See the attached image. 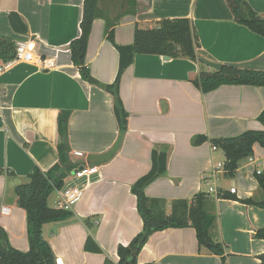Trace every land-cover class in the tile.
<instances>
[{
	"label": "crops",
	"instance_id": "1",
	"mask_svg": "<svg viewBox=\"0 0 264 264\" xmlns=\"http://www.w3.org/2000/svg\"><path fill=\"white\" fill-rule=\"evenodd\" d=\"M264 18V0H246ZM83 0H0V38L34 39L41 57L56 66L45 69L35 62H9L0 58V227L13 248L29 249L26 212L14 192L27 181L34 167L47 171L58 160L57 117L70 111L69 157L77 166L53 190L47 204L59 208L61 190L77 186L81 199L63 221L45 223L42 235L61 264H102L118 260L117 246L127 245L141 231L142 219L130 186L152 165L153 150L167 154L165 174L149 183L148 197L170 202L191 199L213 183L212 166L223 152L212 149L210 139L235 137L249 129H264L257 120L264 110V86L222 84L203 93L189 79L210 67L186 58L136 54L121 74L119 96L127 112V128L120 136L113 112V96L80 77L67 49L80 34ZM101 14L94 18L86 51L91 75L113 83L118 52L106 38V20L114 22L117 45L133 42L134 30L157 21L188 18L197 34L196 54L221 65L264 70V37L236 23L225 0H137L136 13H124L126 0H99ZM13 17V27L9 14ZM26 25L27 32H23ZM197 135L207 139L196 141ZM79 151L82 157L73 153ZM252 160L238 162L227 185L236 186L238 199H259L256 172H264V147L254 144ZM96 167L95 173L77 178L74 170ZM219 180L227 178L217 174ZM206 210L215 216L210 229L225 249L224 261L198 246L193 227L167 228L152 233L137 256V264H258L264 240L254 231L264 227V208L210 193ZM84 220H87L85 225ZM88 234L102 252L84 248Z\"/></svg>",
	"mask_w": 264,
	"mask_h": 264
},
{
	"label": "trees",
	"instance_id": "2",
	"mask_svg": "<svg viewBox=\"0 0 264 264\" xmlns=\"http://www.w3.org/2000/svg\"><path fill=\"white\" fill-rule=\"evenodd\" d=\"M99 0H83L82 16L79 22L80 34L70 41L67 49L73 65L78 68L80 77L95 84L113 96V112L117 120L120 136L127 128V112L119 96V81L121 74L133 62L136 54H152L168 56L170 58H186L199 61L196 54L198 47L197 34L191 20L188 18H172L157 21L150 28L134 30L133 42L128 45H117L114 40V22L106 20V38L118 52V69L113 83L103 84L90 73L86 63V51L91 25L95 17L102 12L98 7ZM233 20L246 26L251 31L264 37V18L259 16L246 0H225ZM137 0H126L124 13H136ZM9 14L13 27V17ZM23 32H27L26 25ZM15 43L7 38H0V58L4 63L14 57ZM203 93L209 92L222 84L264 86V70L238 68L223 64L219 70L199 71L189 79ZM70 111L61 110L57 117L58 128V160L47 171L34 167L28 175L27 181L18 184L15 189L17 204L26 212V233L29 249L19 251L9 245L7 235L0 227V264H56L54 253L49 243L42 235V226L45 223L63 221L73 214L69 209L52 208L47 204L49 194L60 190L64 185V178L72 171L77 163L70 160L68 122ZM257 120L264 127V110ZM196 141L207 139L204 135H197ZM212 145L218 147L225 157V174L232 177L238 162L252 155L253 145L264 147V129H249L239 136L210 139ZM152 165L150 170L139 177L130 190L136 197V209L142 219V229L127 245L117 246L118 260L115 262L105 257L102 264H137V256L146 243L148 237L157 231L167 228L193 227L198 246L205 247L224 261L225 249L222 243L215 241L210 229L214 224L215 216L206 210L209 194L198 192L191 199H176L170 202V212L166 211L167 201L162 198L148 197L144 189L167 169V154L153 150L151 153ZM258 187L263 192L259 199L251 197L238 199L234 194L219 192L217 198L235 199L243 204L255 205L264 208V172L256 174ZM87 220L84 223L88 228ZM254 238L264 240V227L254 231ZM84 248L87 251L102 252L100 246L88 234ZM259 263L264 264V253L258 256Z\"/></svg>",
	"mask_w": 264,
	"mask_h": 264
},
{
	"label": "built area",
	"instance_id": "3",
	"mask_svg": "<svg viewBox=\"0 0 264 264\" xmlns=\"http://www.w3.org/2000/svg\"><path fill=\"white\" fill-rule=\"evenodd\" d=\"M16 62V61H21V62H35L39 66L45 69H51L56 66V63L53 58H48V57H41L37 52H36V44L34 39H28L25 41H20L15 44V49H14V57L12 60L4 63L8 64L9 62ZM2 65L0 67V70L5 66ZM217 147L212 145V149L215 150ZM77 157H82L83 153L79 151H75L73 153ZM249 161L252 160L251 155L247 157ZM225 157L223 160H218L214 162L212 166V175L211 178H214L213 183H207V188L205 193L210 194L213 193L217 195L219 193V188L218 186H215V182L219 180V176L217 174L219 173H225ZM97 170L96 167L92 166H81L78 167L74 170V176L77 178L83 177L85 175H89L92 173H95ZM257 174H260L261 172L257 170ZM228 191L231 194H236L237 193V187L236 186H231L229 187ZM83 195V190L80 187L77 186H72V187H67L61 190L60 194V200L58 201V206L59 208L63 209H70L76 202H78ZM8 212V208L6 207H1L0 208V213L4 214ZM56 264H61V262L58 260H55Z\"/></svg>",
	"mask_w": 264,
	"mask_h": 264
},
{
	"label": "water",
	"instance_id": "4",
	"mask_svg": "<svg viewBox=\"0 0 264 264\" xmlns=\"http://www.w3.org/2000/svg\"><path fill=\"white\" fill-rule=\"evenodd\" d=\"M164 58H168V56H164ZM199 62L206 65L207 67H210L213 70H219L222 67V65L220 63L210 61V60L205 59L203 57H199Z\"/></svg>",
	"mask_w": 264,
	"mask_h": 264
},
{
	"label": "rangeland",
	"instance_id": "5",
	"mask_svg": "<svg viewBox=\"0 0 264 264\" xmlns=\"http://www.w3.org/2000/svg\"><path fill=\"white\" fill-rule=\"evenodd\" d=\"M221 160V159H219ZM223 160V159H222ZM231 178L230 177H227L226 179L223 178L222 181H218L217 184H215V186H220V185H227V182L230 180ZM207 188V187H206Z\"/></svg>",
	"mask_w": 264,
	"mask_h": 264
}]
</instances>
